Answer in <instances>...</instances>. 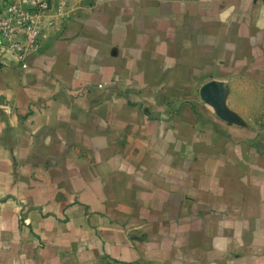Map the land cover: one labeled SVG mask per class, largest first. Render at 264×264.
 <instances>
[{"label":"crops","instance_id":"obj_1","mask_svg":"<svg viewBox=\"0 0 264 264\" xmlns=\"http://www.w3.org/2000/svg\"><path fill=\"white\" fill-rule=\"evenodd\" d=\"M0 65V264H264V0H56Z\"/></svg>","mask_w":264,"mask_h":264},{"label":"built area","instance_id":"obj_2","mask_svg":"<svg viewBox=\"0 0 264 264\" xmlns=\"http://www.w3.org/2000/svg\"><path fill=\"white\" fill-rule=\"evenodd\" d=\"M64 7L56 0H0V65L3 50L8 49L27 67L25 58L65 16Z\"/></svg>","mask_w":264,"mask_h":264}]
</instances>
